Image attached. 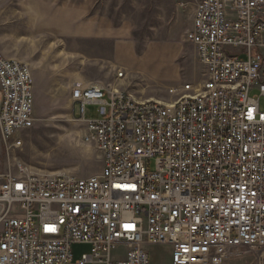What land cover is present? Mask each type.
<instances>
[{
	"label": "built area",
	"instance_id": "obj_1",
	"mask_svg": "<svg viewBox=\"0 0 264 264\" xmlns=\"http://www.w3.org/2000/svg\"><path fill=\"white\" fill-rule=\"evenodd\" d=\"M185 39L204 81L173 100L71 91L100 174L0 175V264H72L74 244L91 247L76 264H150L149 246L170 264H264V0H197ZM33 124L31 71L0 52L1 141Z\"/></svg>",
	"mask_w": 264,
	"mask_h": 264
},
{
	"label": "rangeland",
	"instance_id": "obj_2",
	"mask_svg": "<svg viewBox=\"0 0 264 264\" xmlns=\"http://www.w3.org/2000/svg\"><path fill=\"white\" fill-rule=\"evenodd\" d=\"M61 1H68L72 8H86L87 15H102L113 25L130 28L129 38L142 58L129 64L127 74L123 70L117 74L123 73L120 79L130 87L142 89V95L170 101L173 98L167 88L203 83L204 69L197 61L194 46L185 39L196 0ZM21 3L24 0H0V17H4L6 10L14 13ZM7 33L0 24V52L6 58L20 57L23 46L16 45L13 34ZM34 63L27 64L34 80V124L18 134L22 142L19 148L4 144L0 135V175L15 174L22 167L33 174L78 179L97 176L101 172V154L94 142L84 141V125L73 120V103L62 86L61 74L64 69L70 71L72 63L58 71L54 60ZM96 109L88 106L85 118H96ZM74 115L77 116V109ZM149 168L153 170V161ZM71 249L72 264L80 261L82 255H90L89 247L83 244H74ZM125 252V248L118 247L113 256H123ZM146 252L150 264H170L167 246H149Z\"/></svg>",
	"mask_w": 264,
	"mask_h": 264
},
{
	"label": "crops",
	"instance_id": "obj_3",
	"mask_svg": "<svg viewBox=\"0 0 264 264\" xmlns=\"http://www.w3.org/2000/svg\"><path fill=\"white\" fill-rule=\"evenodd\" d=\"M24 2L14 13L6 10L4 17H0V24L5 26L7 34H13L15 44L23 46L20 57L7 56L8 59L26 65L34 62L40 65L51 59L55 61L56 71L65 68L68 62L72 63L70 71L64 69L61 74L62 86L69 97L75 88L97 85L108 93L114 90L126 92L137 101L155 100L142 95V89L117 79L118 71L127 74L129 64L142 58L129 38L128 26L113 25L102 15H87L86 8H72L68 1ZM192 18L193 15L190 28ZM76 109L78 112L74 105L72 111L76 113ZM86 246L91 253V247Z\"/></svg>",
	"mask_w": 264,
	"mask_h": 264
},
{
	"label": "snow or ice",
	"instance_id": "obj_4",
	"mask_svg": "<svg viewBox=\"0 0 264 264\" xmlns=\"http://www.w3.org/2000/svg\"><path fill=\"white\" fill-rule=\"evenodd\" d=\"M113 187H115V188H121L122 185L121 184H115V185H113ZM125 187H132V188H134V185H128V186H125ZM125 227L126 228H129L131 226L130 225H125ZM45 231L46 232H52V231H55V229L54 228H50V227H46L45 228ZM186 251H187V249H186Z\"/></svg>",
	"mask_w": 264,
	"mask_h": 264
},
{
	"label": "bare ground",
	"instance_id": "obj_5",
	"mask_svg": "<svg viewBox=\"0 0 264 264\" xmlns=\"http://www.w3.org/2000/svg\"><path fill=\"white\" fill-rule=\"evenodd\" d=\"M117 77L120 79V78H123V75H122L121 73H118V74H117ZM21 144H22V142L20 141L19 144L15 145V147H16V148H19V147H21Z\"/></svg>",
	"mask_w": 264,
	"mask_h": 264
}]
</instances>
